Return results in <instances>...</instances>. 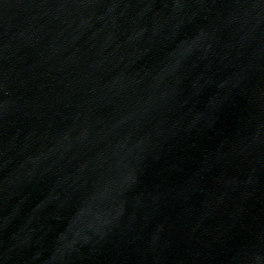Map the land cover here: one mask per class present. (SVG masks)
Here are the masks:
<instances>
[{
    "label": "water",
    "instance_id": "water-1",
    "mask_svg": "<svg viewBox=\"0 0 264 264\" xmlns=\"http://www.w3.org/2000/svg\"><path fill=\"white\" fill-rule=\"evenodd\" d=\"M0 264H264V0H0Z\"/></svg>",
    "mask_w": 264,
    "mask_h": 264
}]
</instances>
